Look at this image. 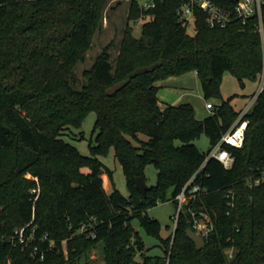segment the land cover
<instances>
[{
    "label": "trees",
    "instance_id": "1",
    "mask_svg": "<svg viewBox=\"0 0 264 264\" xmlns=\"http://www.w3.org/2000/svg\"><path fill=\"white\" fill-rule=\"evenodd\" d=\"M106 2L0 0V264H79L98 242L105 264H264V181L249 184L264 170V80L244 115L243 145H224L234 158L231 167L213 157L205 161L240 112L220 94L224 72L241 85L264 73L257 18L212 28L195 9L191 33L177 14L181 0H154L150 8L131 0L116 57L109 42L77 87L74 69L101 28ZM142 15L151 18L136 37L130 21ZM262 21L264 26V3ZM188 71L197 73L205 98H219L202 119L190 103L162 107L157 95V81ZM123 80L121 89L106 94ZM90 111L96 114L95 137L90 155H83L67 138L83 137L74 128ZM203 134L211 144L207 151L194 143ZM111 147L127 196L99 158ZM150 163L156 183L142 193L135 178L146 180ZM191 179L204 192L182 206L163 238L148 208L168 200L177 208L175 197ZM201 210L214 229L197 249L187 229L191 211ZM135 221L160 240L163 254L146 253Z\"/></svg>",
    "mask_w": 264,
    "mask_h": 264
},
{
    "label": "rangeland",
    "instance_id": "2",
    "mask_svg": "<svg viewBox=\"0 0 264 264\" xmlns=\"http://www.w3.org/2000/svg\"><path fill=\"white\" fill-rule=\"evenodd\" d=\"M139 1L143 4L144 0ZM130 3L131 0H107L101 28L95 33L92 44L87 50L84 60L79 62L74 69L76 76L74 82L75 86L79 87L82 84L84 80L82 75L83 70L91 66L95 57L109 42H113L110 48L112 59L116 57L123 28L127 22ZM150 18L149 15H142L136 22L130 21V24H132L134 28L133 34L136 37L141 35L142 23ZM188 29L191 33L194 31L193 22L190 23ZM244 82V85H241L238 79L230 71H225L219 86L221 96L224 99L231 98V103L237 110H240L251 102L254 94L263 83V76L259 75L256 79H246ZM157 84L160 86L157 95L162 107L167 103H190L194 108L196 117L199 119H202L211 113V109L206 107L207 102H211L212 104H217L219 102V98L215 95H212L209 98L204 97L201 80L195 71L169 75L157 81ZM95 118V112L90 111L86 115L82 126L79 129L74 128L75 133L80 132L83 135L82 138H67V140L75 145L83 155H90L89 143L90 141H93L95 137V132H93ZM194 143L201 151H207L211 146L209 138L205 134L195 139ZM99 158L112 171V178L115 187L123 195L127 196L128 189L126 178L120 163L114 156L113 147H111L105 154L100 155ZM82 171L87 172V169L82 168ZM144 173L147 186L154 185L156 183L157 174L155 166L152 163L148 164L144 169ZM102 178L103 181L106 182V185L103 183L104 188H107L108 192L111 191L112 185L108 182L107 177L103 174ZM171 191V188L168 189V196H170ZM147 212L150 217L159 220L161 224V236L163 238L168 237L175 226L174 218L171 216L176 212V204L172 200L158 202L156 205L148 208ZM134 225L143 237L146 253L151 255L163 254V250L161 246H159L160 240L146 234L136 221L134 222ZM86 261H88L89 264H105L101 242L95 244L89 250L87 256H82L79 264H86Z\"/></svg>",
    "mask_w": 264,
    "mask_h": 264
},
{
    "label": "built area",
    "instance_id": "3",
    "mask_svg": "<svg viewBox=\"0 0 264 264\" xmlns=\"http://www.w3.org/2000/svg\"><path fill=\"white\" fill-rule=\"evenodd\" d=\"M181 5L177 10V14L180 20L193 22L195 9L200 10L205 14V19L210 27H225L228 24L237 21L245 24L251 17H256V29L261 37H264V26L262 21V5L264 0H181ZM145 8H150L155 5L154 0H144L142 4ZM264 80V73H262ZM262 85L254 94L251 102L243 107L239 115L232 125V127L222 135L220 140L211 148L206 155L205 161L213 157L218 159L225 168L231 167L234 158L231 153L224 147V145H230L235 147H241L245 138V130L248 124V120L244 118V115L251 109L253 103L259 92L262 89ZM207 108L212 109L211 102H207ZM264 181V170H262L257 176L253 175L250 178V185L258 184ZM32 192H36V189H32ZM204 192L199 184H192V179L185 184L183 189L176 195L177 208L175 214L172 216L175 221V225L179 216V212L182 206ZM229 191L226 196L229 198L228 205L233 206ZM175 227V226H174ZM190 227L203 238L208 236L214 229V223L211 216L206 211H191V225ZM19 241L23 242V229L17 231ZM37 250V247L35 246Z\"/></svg>",
    "mask_w": 264,
    "mask_h": 264
},
{
    "label": "water",
    "instance_id": "4",
    "mask_svg": "<svg viewBox=\"0 0 264 264\" xmlns=\"http://www.w3.org/2000/svg\"><path fill=\"white\" fill-rule=\"evenodd\" d=\"M125 84H126L125 80L113 84L112 86L106 89V94L113 95L119 89H121ZM135 186L142 193H145L147 189V184L143 176H137L135 178ZM187 236L195 243L197 249H201L205 245L204 238L200 234L196 233L191 227L187 229Z\"/></svg>",
    "mask_w": 264,
    "mask_h": 264
},
{
    "label": "crops",
    "instance_id": "5",
    "mask_svg": "<svg viewBox=\"0 0 264 264\" xmlns=\"http://www.w3.org/2000/svg\"><path fill=\"white\" fill-rule=\"evenodd\" d=\"M169 104H172V103H169ZM207 104V103H206ZM206 107H207V105H206ZM208 109H210V108H208ZM242 109V108H241ZM240 109V110H241ZM103 176V175H102ZM104 176H106L107 177V180H108V182L110 183V181H109V178H108V176H107V174H104ZM103 183L105 184L106 182L105 181H103ZM111 184V183H110ZM106 185V184H105ZM107 187V186H106ZM106 189V191L108 192V189L107 188H105Z\"/></svg>",
    "mask_w": 264,
    "mask_h": 264
}]
</instances>
